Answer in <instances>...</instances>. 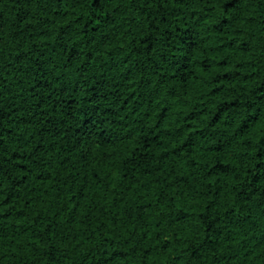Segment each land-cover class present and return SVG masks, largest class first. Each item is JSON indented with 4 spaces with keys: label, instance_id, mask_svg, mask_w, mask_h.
<instances>
[{
    "label": "trees",
    "instance_id": "16d2710c",
    "mask_svg": "<svg viewBox=\"0 0 264 264\" xmlns=\"http://www.w3.org/2000/svg\"><path fill=\"white\" fill-rule=\"evenodd\" d=\"M0 264H264V0H0Z\"/></svg>",
    "mask_w": 264,
    "mask_h": 264
}]
</instances>
